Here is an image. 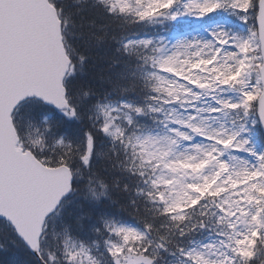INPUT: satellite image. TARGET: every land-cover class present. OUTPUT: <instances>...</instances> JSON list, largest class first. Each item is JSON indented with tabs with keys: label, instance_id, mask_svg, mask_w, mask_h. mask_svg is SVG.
I'll list each match as a JSON object with an SVG mask.
<instances>
[{
	"label": "snow or ice",
	"instance_id": "obj_1",
	"mask_svg": "<svg viewBox=\"0 0 264 264\" xmlns=\"http://www.w3.org/2000/svg\"><path fill=\"white\" fill-rule=\"evenodd\" d=\"M0 264H264V0H0Z\"/></svg>",
	"mask_w": 264,
	"mask_h": 264
}]
</instances>
